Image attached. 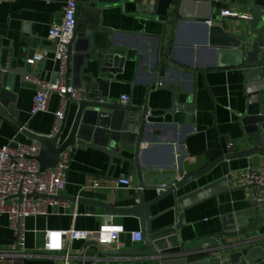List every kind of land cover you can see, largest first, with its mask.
Returning a JSON list of instances; mask_svg holds the SVG:
<instances>
[{
  "label": "crops",
  "instance_id": "obj_1",
  "mask_svg": "<svg viewBox=\"0 0 264 264\" xmlns=\"http://www.w3.org/2000/svg\"><path fill=\"white\" fill-rule=\"evenodd\" d=\"M249 0H213L212 10L209 3H199L194 10H187L188 17L180 18L177 25L170 24L176 10V0H145V10L132 0H105L100 8L89 16L77 11L82 22L78 33H95L97 39L123 50L122 67L118 65L117 74H105L107 92L111 103L121 104L123 96L131 98L130 105L135 108H149L150 130L142 144L143 153L138 166L120 159L110 158L98 151L83 146L71 149V169L68 183L61 196L70 206H55L50 215L29 217L26 220L27 249L29 254L15 258L11 264H57L52 253L44 250L46 231L64 232L71 229L97 231L103 225H119L126 230L121 236L126 244L125 250L143 248V243H132L130 234L142 231L143 220L135 216L110 215L102 208L91 213L88 206L74 199L88 198L106 202L116 208H131L137 205V197L143 187L144 199L150 203L160 195L157 186L168 183L174 176L184 177L199 172L223 155L241 152L249 148L244 118L249 112L250 100L247 92V72L241 68H225L227 60L220 58L210 42H218L220 35H210L212 22L228 19L229 25L241 27V18H248L251 12L245 8ZM67 0H7L0 4V48L6 66L20 70V61L36 54L44 60L35 66L28 65L29 75L56 82L59 77V64L54 60V46L48 39L50 29L63 22ZM253 2V0H251ZM81 2L78 8L81 7ZM230 11L237 17L221 16L222 11ZM211 21V23H208ZM174 36V40L171 38ZM164 65L166 67H164ZM221 66V67H220ZM112 66H110L111 68ZM113 69V67L111 68ZM71 65L70 85L73 83ZM163 72V75H161ZM9 87L14 98L10 103L18 111L19 130L11 122L0 116V149L8 145L35 142L26 130L39 136H52L56 114L60 109V96L54 94L45 113L31 115V109L38 89L26 81L17 71L12 74ZM176 86L177 103L180 110L173 114ZM122 105V104H121ZM195 108L194 114H187L185 108ZM264 108V98L261 101ZM77 107L71 106L67 120L64 140L76 116ZM193 116L195 127L186 122ZM26 133V134H25ZM234 143L231 150L228 145ZM127 157L131 155L127 152ZM254 169L264 166V156L225 160L213 167L202 177L189 181L177 191L167 195L150 209L153 215V228H168L179 221L178 200L202 190L222 178H229L230 190L221 192L184 210L185 241L191 242L225 233L223 243L212 248L193 251L195 261L207 257L223 255L230 262V256L247 249L248 238H258L255 231L237 234L240 227H250L256 221L253 209L255 192L246 188L242 176L248 173L251 164ZM120 178H131L132 187L115 189ZM93 180H100L112 189L85 191L83 188ZM259 214L264 220V207L259 203ZM0 244L10 248L14 234L9 219H0ZM264 235V223L258 222ZM72 251L75 260L72 264H82L93 260V246L74 242ZM254 246V245H253ZM250 248V247H249ZM116 251L108 246L101 253ZM211 252L210 255L203 253ZM118 257H105L116 260Z\"/></svg>",
  "mask_w": 264,
  "mask_h": 264
},
{
  "label": "water",
  "instance_id": "obj_2",
  "mask_svg": "<svg viewBox=\"0 0 264 264\" xmlns=\"http://www.w3.org/2000/svg\"><path fill=\"white\" fill-rule=\"evenodd\" d=\"M117 1V0H116ZM144 12L145 0H132ZM154 10L157 7L158 0H153ZM176 10L173 20L170 24L177 25L180 18L188 17L187 10H194L199 3H209L212 10L213 0H176ZM81 2L80 9L77 11L85 13L89 16L92 12L97 11L105 0H78ZM245 8L251 12L248 18H241L243 26L235 27L229 25L228 19L223 22H212L209 28L210 35L215 33L220 35L218 42L213 40L210 45L220 58L223 56L227 60L223 64L225 68H241L247 72L246 84L247 92H249L250 107L249 112L244 118V124L247 132V143L250 145L248 149L241 152L226 154L210 163L203 170L184 177L175 187L170 188L166 193L161 194L153 202H146L144 194L141 192L137 197V205L131 208H116L112 205L96 201L92 199L80 198L74 199V202L85 204L88 211L93 213L95 208H102L108 214L135 216L143 220L145 246L143 248H135L121 251H110L101 253L98 250H92L93 260H86L82 264H222L220 256H212L195 261L193 251L200 249H208L213 246H219L223 243L222 237L227 234L219 233L204 239L195 241H185L182 230L185 229L184 210L217 195L221 192H228L231 189L229 178L210 184L198 190L193 194L182 197L178 200L179 221L176 225L168 228H153V215L151 207L163 197L167 195H176L177 191L189 181L206 174L217 164L236 158H250L255 156H264V108L261 101L264 98V0H249ZM99 11V10H98ZM82 22L76 18L75 36L69 45L68 56V74L67 83L70 85L71 65H73V83L72 87L80 92V99L73 101L71 95H67L68 105L65 112V118L62 122L59 132L55 136H39L32 134L26 130L30 138L38 142L41 146L40 157L37 161L40 165L41 172L53 169L57 166L61 154L72 147L83 146L98 150L106 154L111 163L114 159H120L138 166L139 157L143 153L142 144L150 130L148 122L149 108H135L132 105H119L110 102L107 92V82L103 75L117 74L118 65L122 67L121 56L124 55L123 50L114 46L111 40L104 42L97 39L95 33L87 32L78 33V27ZM174 40V36L171 41ZM28 58L20 61V70H14L13 67L6 66L3 59V50L0 48V116L8 120L17 129L21 130L22 126L17 122L18 111L14 107L13 94L9 87L12 84V74L17 71L25 78L29 75ZM113 67V69L110 68ZM164 67H166L164 65ZM221 67V66H220ZM163 75V72L162 74ZM174 92L173 108L168 113L173 114L180 110L177 103L176 86L170 88ZM14 97V96H13ZM13 99V102L10 101ZM77 107L74 123L72 124L67 137L63 139L65 134L67 120L71 106ZM192 106L185 108L187 114H194ZM186 122L192 128L195 127L193 116L186 118ZM25 133V134H26ZM129 153L131 157L125 154ZM253 163L250 166L252 171ZM246 188H254L246 186ZM255 191V190H254ZM59 199L66 198L60 196ZM259 202L255 198L253 209L248 212L256 214V221L250 227H240L237 234H248L249 231H255L259 236L261 229L257 227L258 222L264 223L259 214ZM247 249L237 252L230 256V262L223 255L224 264H264V246H253L255 241L248 238ZM210 255L211 252L203 253ZM105 257H120L121 260H106Z\"/></svg>",
  "mask_w": 264,
  "mask_h": 264
},
{
  "label": "built area",
  "instance_id": "obj_3",
  "mask_svg": "<svg viewBox=\"0 0 264 264\" xmlns=\"http://www.w3.org/2000/svg\"><path fill=\"white\" fill-rule=\"evenodd\" d=\"M7 0H0V4ZM78 0H67L65 5V16L61 24L54 25L49 33L48 39L54 46V60L59 64V77L56 82L40 79L34 75L27 76L26 81L37 87L38 92L34 99L31 115L45 113L49 109L50 99L54 94L60 96V109L56 114L54 127L55 136L65 118L68 105L67 95H71L73 101L80 99V92L67 83L68 74V52L69 45L75 36ZM221 16L237 17L230 11H222ZM208 23H211L209 21ZM44 60V56L36 54L27 60L28 65L35 66ZM131 98L123 96L122 105H129ZM150 116V113H149ZM234 143L228 145L231 150ZM71 149L65 150L57 166L45 172H41L37 158L40 157L41 146L38 142L31 144H18L17 147L8 145L0 149V219L7 216L10 229L14 234V242L10 248H3L0 244V264H11L15 258L29 254L27 249V227L26 220L29 217L48 216L55 206H70L69 202L59 199L65 191L68 183V173L71 169ZM182 177L180 174L168 183L157 186L159 195L166 193L175 187ZM246 186H252L255 198L264 207V166L260 169H249L242 176ZM119 187H132L131 178H120L116 181L115 189ZM112 189L100 180L91 181L83 190L102 191ZM136 191L142 192L143 187ZM139 202V200H137ZM1 227V225H0ZM126 230L122 226L108 224L103 225L97 231H84L71 229L64 232L46 231L44 250L52 253L57 264H72L75 255L72 251L74 242H82L93 246L96 250L103 252L108 246L114 247L116 251L125 250L126 244L121 236ZM132 243H143L145 241L142 231L130 234ZM254 246H264V235L260 233ZM121 258H116V260ZM115 260V261H116Z\"/></svg>",
  "mask_w": 264,
  "mask_h": 264
}]
</instances>
